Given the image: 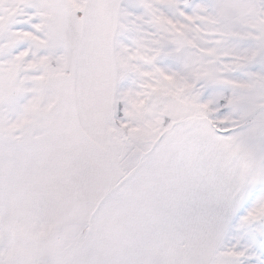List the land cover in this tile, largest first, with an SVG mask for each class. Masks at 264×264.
<instances>
[{
	"label": "snow or ice",
	"instance_id": "obj_1",
	"mask_svg": "<svg viewBox=\"0 0 264 264\" xmlns=\"http://www.w3.org/2000/svg\"><path fill=\"white\" fill-rule=\"evenodd\" d=\"M0 264H264V0H0Z\"/></svg>",
	"mask_w": 264,
	"mask_h": 264
}]
</instances>
